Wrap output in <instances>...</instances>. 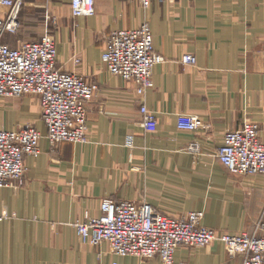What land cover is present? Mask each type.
Instances as JSON below:
<instances>
[{"label":"crops","instance_id":"0c3cea01","mask_svg":"<svg viewBox=\"0 0 264 264\" xmlns=\"http://www.w3.org/2000/svg\"><path fill=\"white\" fill-rule=\"evenodd\" d=\"M46 10L53 0H31ZM52 32L58 67L98 86L89 104L85 144L52 147L39 99L0 103V123L12 130L35 125L42 153L27 156L25 183L0 188V264H162L120 256L107 242L82 241L74 223L99 216L105 199L147 201L168 216L205 213L202 223L220 233L252 232L264 212V175L234 174L217 158L224 134L246 121L260 125L264 141V0H96V14L73 17L71 0ZM57 9V8H56ZM149 22L157 53L154 87L141 96L135 82L112 75L102 62L108 36ZM44 34V33H43ZM186 54L194 64L182 61ZM155 111L158 127L142 126L140 107ZM196 116L195 131L177 127ZM198 142L200 151H187ZM175 264H242L224 243L180 246Z\"/></svg>","mask_w":264,"mask_h":264},{"label":"built area","instance_id":"2783aa9c","mask_svg":"<svg viewBox=\"0 0 264 264\" xmlns=\"http://www.w3.org/2000/svg\"><path fill=\"white\" fill-rule=\"evenodd\" d=\"M134 1L148 8L153 0ZM23 4L24 0H0V97H38L46 137L52 147L88 143L89 104L98 86L79 73L58 67V48L51 32L37 41H20L15 47L7 42L8 35L19 31ZM70 9L73 17L93 16L96 0H71ZM163 61L164 57L155 50L153 32L146 21L134 29L113 31L102 52L107 70L135 82L141 96L154 87L153 69ZM182 61L194 64L196 57L186 54ZM140 111L142 126L148 131L157 130V113L146 104L141 105ZM200 126L196 116H180L177 121L181 130L195 131ZM260 130L258 123L246 121L241 129L224 134L216 155L228 171L264 175V141ZM43 136L32 124L7 130L0 123V188L24 183L26 157L41 155ZM188 150L198 153L199 143L192 141ZM14 217L0 209V223ZM203 217L202 211H193L174 218L147 201L105 199L99 216H87L74 226L83 242L91 245L107 242L111 251L120 256L143 260L159 257L162 264H175L180 246L202 248L220 241L230 256H242V264H264V212L252 232L239 235L217 232L202 224Z\"/></svg>","mask_w":264,"mask_h":264},{"label":"rangeland","instance_id":"374dc122","mask_svg":"<svg viewBox=\"0 0 264 264\" xmlns=\"http://www.w3.org/2000/svg\"><path fill=\"white\" fill-rule=\"evenodd\" d=\"M31 2H32L31 0H24V4L21 8L19 15V20H20L19 31L16 34L8 35L7 37V42H9V44L13 47L17 46L20 41H37L46 32L52 31L58 22V15H59L58 13L64 12V10L66 9V4L62 3L61 0H53L55 8H53V11H50L49 13H46V10L44 8L37 6L36 4H33ZM48 16H50L49 21H47ZM12 98L14 97H0V103L2 100H8ZM187 151L191 152L188 150V148ZM191 153H195V152H191Z\"/></svg>","mask_w":264,"mask_h":264}]
</instances>
